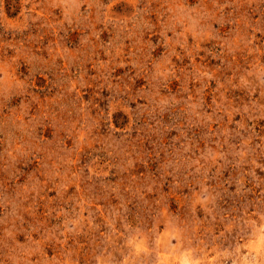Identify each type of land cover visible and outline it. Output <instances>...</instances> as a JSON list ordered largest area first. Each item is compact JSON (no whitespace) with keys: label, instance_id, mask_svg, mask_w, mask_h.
Returning a JSON list of instances; mask_svg holds the SVG:
<instances>
[{"label":"rangeland","instance_id":"obj_1","mask_svg":"<svg viewBox=\"0 0 264 264\" xmlns=\"http://www.w3.org/2000/svg\"><path fill=\"white\" fill-rule=\"evenodd\" d=\"M0 264H264V0H0Z\"/></svg>","mask_w":264,"mask_h":264}]
</instances>
